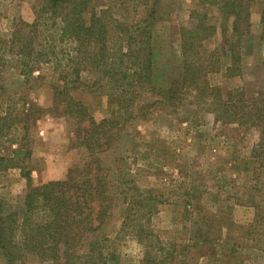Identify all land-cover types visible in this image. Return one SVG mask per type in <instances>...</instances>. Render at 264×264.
<instances>
[{"label":"rangeland","instance_id":"374dc122","mask_svg":"<svg viewBox=\"0 0 264 264\" xmlns=\"http://www.w3.org/2000/svg\"><path fill=\"white\" fill-rule=\"evenodd\" d=\"M94 1L98 10L111 12L127 25L137 22L151 3V0ZM42 2L0 0V39L4 44H8L18 19L32 22ZM262 4L263 0H252L249 4L253 36L242 38L244 71L231 78L210 73L212 84L223 89L245 84L251 91H264V39L260 43L259 37ZM198 5L196 0H160L156 4L158 20L155 18L151 45L154 53H158V59L154 60L162 71L170 63L171 52L178 49L179 26L186 23L193 9L206 10L216 28L214 36L204 43L207 52L222 45L218 8ZM56 31L57 26L46 29L40 41L50 40L57 50L69 49L72 43L59 40ZM120 33L116 31V35ZM41 42L35 43L36 48ZM98 74L82 71L81 78L90 83ZM57 78L52 63H42L29 83L24 82L16 67L6 68L0 80V116L6 112L21 115L27 108L24 101L51 106L52 85ZM101 92L95 85H83L72 95L99 121L115 116L114 103ZM138 96L130 100L134 105L126 106L116 141L98 156L110 168L113 187L115 184L126 194L130 186L149 192L147 195L153 198L149 202L152 213L147 216L148 208L140 210L141 218L120 230L126 202L123 195L119 197L118 208L101 227V234L108 238L104 249L107 264H143L147 250L157 258L163 257L159 246L164 245L173 254L167 264H264V153L259 150L258 159L251 156L257 140L255 130L238 123L224 124L199 107H181L176 112L149 107L143 113L137 106L140 108L145 98ZM72 129L71 121L60 115L47 114L34 120L27 130L30 156L24 162L19 160L22 166L0 171V199L13 208L22 206L29 185L22 172H30L32 183L40 185L63 179L71 168L80 167L87 154L72 145ZM22 135L21 129L5 127L0 133V154L12 156L13 149L18 147L14 139ZM140 228L154 234L151 241L146 238L141 241ZM0 264L9 263L0 255ZM25 264L52 263H38L36 258L28 257Z\"/></svg>","mask_w":264,"mask_h":264},{"label":"trees","instance_id":"16d2710c","mask_svg":"<svg viewBox=\"0 0 264 264\" xmlns=\"http://www.w3.org/2000/svg\"><path fill=\"white\" fill-rule=\"evenodd\" d=\"M93 1L43 0L32 22L18 19L8 44L0 39V80L8 67L19 69L25 83L31 81L42 63H52L58 72L52 85L51 106L24 101L27 108L21 115L6 112L0 116V133L5 127L23 132L14 139L18 147L13 149L12 156L0 154V171L22 166L19 160L24 162L31 153L27 130L34 120L47 114L70 120L71 143L87 154L82 165L71 168L63 179L34 185L30 172H22L29 185L20 208L0 199V255L9 264H25L28 257L36 258L38 263L107 264L104 249L108 238L101 234V227L118 208L119 197L123 195L126 202L120 230L139 220L140 210L148 208L147 216H150L149 202L153 198L147 195L149 192L130 186L126 194L115 184L113 187L110 168L98 156L116 141L121 117L127 112L126 106L134 105L130 100L137 98L136 95L145 98L140 108L137 106L143 113L149 107L168 112L199 107L213 113L224 124L246 125L257 134L251 156L258 159V151L264 153V91H251L245 84L223 89L212 84L209 76L222 73L223 78H231L244 71L241 44L243 37L253 36L249 9L252 0H196L199 7L218 8L222 45H215L207 52L204 43L214 36L216 28L206 10L193 9L186 23L178 28V49L171 52L164 71L154 60V57L158 59V53H154L151 45L158 20L155 6L160 0H151L143 16L129 25L105 9L98 10ZM259 24L260 43H263L264 0ZM56 26L58 39L72 43L69 49L57 50L50 40L40 41L46 29ZM118 30L121 33L116 35ZM37 41L41 42L38 48ZM82 71L100 72V76L90 80V84L81 78ZM83 85L102 89L101 93L115 105L113 118L96 120L87 106L74 98L72 92ZM138 87L142 89L137 90ZM139 233H142L141 241L144 238L151 241L154 235L143 228ZM169 249L159 246L164 254L158 258L147 250L143 264H167L168 258L173 257Z\"/></svg>","mask_w":264,"mask_h":264}]
</instances>
